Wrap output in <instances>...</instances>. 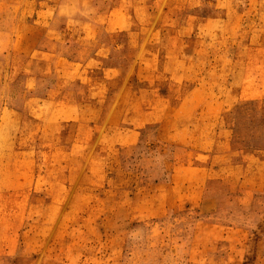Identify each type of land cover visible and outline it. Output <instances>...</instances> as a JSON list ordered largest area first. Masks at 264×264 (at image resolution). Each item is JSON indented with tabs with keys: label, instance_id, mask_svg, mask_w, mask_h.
Returning <instances> with one entry per match:
<instances>
[{
	"label": "rangeland",
	"instance_id": "1",
	"mask_svg": "<svg viewBox=\"0 0 264 264\" xmlns=\"http://www.w3.org/2000/svg\"><path fill=\"white\" fill-rule=\"evenodd\" d=\"M28 33L35 41L26 39ZM190 34L194 42L187 41ZM34 43L77 59L79 70L38 77L20 73L15 52L29 51ZM196 46L199 55L186 68L180 129L212 123L219 111L239 100L245 53L264 47V0H0V123L6 114L3 124L10 135L0 144V264H264V174L256 172L248 185L254 192L246 190L249 164H212L206 191L220 205L211 214L189 207L183 193L169 185L154 183L170 172L171 153L157 142L151 149L144 141L135 145L129 155L134 164L110 166L99 186L77 183L72 170L65 186L71 198L63 202L49 200L46 190L33 186L35 172L43 167L36 158L67 164L74 158L66 157L77 155L46 152L36 157L12 146L19 118L12 112L19 113L24 88L43 96L55 81H67L62 87L63 92L71 89L65 102L73 105L72 112L79 109L83 116L99 119L110 111L117 89L105 100L95 99L108 86L100 82H109L112 74L135 73L142 65L140 86L152 87L151 69L160 52ZM98 52L106 59L104 66L90 58ZM258 55L264 60V49ZM110 60L121 70H104ZM72 65L63 61L60 68ZM213 65L220 69L211 80L205 74ZM126 100L136 103L137 93L129 91ZM60 108L49 110L46 104L40 117L71 112L66 104ZM242 112L238 140L255 146L256 156L264 158V99L259 106H242ZM52 123L44 121V130ZM75 128L71 124L73 132ZM63 143L71 145V138ZM216 148L222 153L226 146L216 143ZM147 157L165 164H141ZM16 189L21 195L8 198Z\"/></svg>",
	"mask_w": 264,
	"mask_h": 264
},
{
	"label": "crops",
	"instance_id": "2",
	"mask_svg": "<svg viewBox=\"0 0 264 264\" xmlns=\"http://www.w3.org/2000/svg\"><path fill=\"white\" fill-rule=\"evenodd\" d=\"M31 27L34 29L36 26L32 25ZM188 36L190 37L187 41H195L192 34ZM18 39L17 37L16 41ZM26 39L35 41L36 38L32 33H28ZM37 39L39 40V37ZM178 39H180L179 36ZM262 49H264L262 46L255 47L245 53L246 61L240 66L244 75H242L238 86L237 97L239 100L232 102L230 108L219 111L214 117V122L206 123L197 130L194 128L180 129L178 122L184 116L186 107V91L184 90L186 68L198 57L200 51L198 46L174 49V53L160 52L158 64L152 66L151 69L152 77L156 79V84L152 87L140 86L138 77L142 65L136 66L135 73L121 72L118 76L112 74L109 82H100V84L106 83L108 90L105 88V94L100 98L94 97L95 99L105 100L110 91L114 88L117 89L114 91L110 111L99 119L83 116V113L78 111L79 109L76 113L72 112L73 105L65 102V95L69 94L71 89L68 87L69 92H63L64 87H62L68 84L66 80V82L55 81L47 87L46 94L43 96L32 91V88H29V91L24 88L26 96L20 111L15 114L12 112L14 116L19 115L12 141L13 149L16 150L15 152L30 150L36 157L46 154V152L77 155L76 157L72 155L66 157L67 159L74 158L67 164H63L62 161L55 164L52 160L49 162L45 158H41V163H39L38 159L40 158H36L37 164H41L43 167L41 166L40 171L35 172L33 186L46 190L45 193L49 200L63 202L71 198L70 192L68 194V190L65 191V186L69 185L68 176L72 170L77 175V183L99 186L104 183L110 166L134 164L132 161L129 162L131 159L129 155L132 154L131 150L135 145L144 141L149 145L148 149H151L155 148L157 142L160 144L158 147L163 145L171 153L170 172L167 178L159 179L154 183L158 184L160 188L169 185L179 195L183 193V199L190 203L189 207L196 209L199 213L213 214L212 212H216L220 204L216 195L206 191L212 164H222L223 162L226 164H249L244 176V187L250 192L254 191L252 186L248 185L255 182L256 172L259 171V175L264 174V158L256 156L257 148L238 140V124L242 121L244 113L242 106L248 104L259 106L264 99V85L259 79V76L264 79V60L261 55H258ZM15 53V57L19 58L17 68L20 69V73L29 72L38 77V74L48 76L55 72L59 74L70 71L73 73L79 70L75 66L79 64L77 59L72 61L67 54L60 51L54 52L50 48L38 49L36 43L32 44L29 51L21 49ZM262 57L264 58V55ZM90 58L100 62L101 66L102 64L104 66L103 62L106 61L99 52L94 53ZM63 61L72 62L73 65L60 68ZM103 69L112 73L121 70L120 66L111 60L105 64ZM215 69L219 70L220 66L213 65L212 68L206 70L205 77L214 80L212 74ZM133 73L137 78L135 76L131 80ZM129 91L137 93L136 103L130 100L124 102V96ZM27 92H29L28 95ZM46 104L49 110L59 109L63 104H66V108H69L71 112H57V114H52L54 116L48 114L47 119L43 120L39 110ZM124 104L126 105L124 106ZM6 120H8L6 114H2L0 144H3L4 141L7 143L10 136L4 129L3 122L6 124ZM51 120L53 121L51 128L44 130V121ZM98 120L100 123L97 122ZM73 123L79 127L75 128V132L70 129ZM67 128L70 130H65ZM71 135L74 137H70ZM69 138L72 141L71 145L63 143ZM40 139H42L41 144ZM216 143L224 144L226 149L219 153ZM50 157L52 156L50 155ZM146 159H150L152 163L147 162ZM140 162L141 164H165L161 160L157 162L154 157L141 159ZM260 183H264V181L261 180ZM52 185H57L58 190L54 191ZM20 191L21 189L13 190L7 197L20 196Z\"/></svg>",
	"mask_w": 264,
	"mask_h": 264
}]
</instances>
